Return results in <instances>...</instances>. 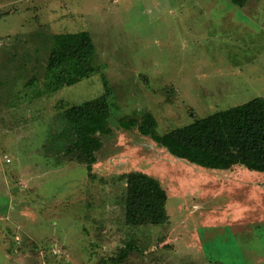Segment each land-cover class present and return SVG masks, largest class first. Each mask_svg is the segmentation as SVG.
<instances>
[{"label":"rangeland","instance_id":"1","mask_svg":"<svg viewBox=\"0 0 264 264\" xmlns=\"http://www.w3.org/2000/svg\"><path fill=\"white\" fill-rule=\"evenodd\" d=\"M78 32L99 72L37 97L54 35ZM102 76L110 133L87 166L61 153L62 113ZM258 97L264 0H0V264H264V174L204 169L119 126L148 112L163 135ZM133 171L159 181L165 224H126Z\"/></svg>","mask_w":264,"mask_h":264},{"label":"trees","instance_id":"2","mask_svg":"<svg viewBox=\"0 0 264 264\" xmlns=\"http://www.w3.org/2000/svg\"><path fill=\"white\" fill-rule=\"evenodd\" d=\"M243 7L247 0H230ZM94 61V45L88 32L54 35L46 61L44 89L41 94L57 93L99 72ZM104 93L90 101L67 108L62 113L65 128L59 133L62 150L70 161L90 166L102 148L100 135L110 133V90L102 76ZM125 130L137 127L176 159L210 170L243 167L264 174V97L217 111L163 135L156 133L157 121L148 112L136 120H120ZM126 191L125 222L131 226H160L168 221L166 193L159 181L142 172L123 175ZM130 248V247H129Z\"/></svg>","mask_w":264,"mask_h":264},{"label":"crops","instance_id":"3","mask_svg":"<svg viewBox=\"0 0 264 264\" xmlns=\"http://www.w3.org/2000/svg\"><path fill=\"white\" fill-rule=\"evenodd\" d=\"M0 176H2V173H0ZM6 185V184H5ZM5 191L7 192V190H6V186H5ZM5 196H6V194H5Z\"/></svg>","mask_w":264,"mask_h":264}]
</instances>
